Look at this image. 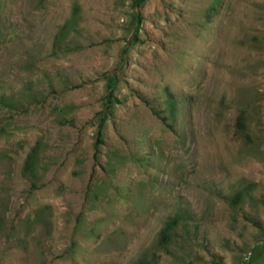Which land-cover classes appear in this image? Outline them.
<instances>
[{"label":"rangeland","instance_id":"rangeland-1","mask_svg":"<svg viewBox=\"0 0 264 264\" xmlns=\"http://www.w3.org/2000/svg\"><path fill=\"white\" fill-rule=\"evenodd\" d=\"M2 86L0 264H264V0H0Z\"/></svg>","mask_w":264,"mask_h":264},{"label":"trees","instance_id":"trees-1","mask_svg":"<svg viewBox=\"0 0 264 264\" xmlns=\"http://www.w3.org/2000/svg\"><path fill=\"white\" fill-rule=\"evenodd\" d=\"M28 85V83H27ZM0 107H6L10 110L15 109L17 107L16 98L13 93H6V90L4 86L0 87ZM30 89V87H28ZM99 134V132H98ZM175 217H172L169 219V221L165 224V226L161 229L160 232V239L161 241H165L168 236V229L171 226L170 222H175Z\"/></svg>","mask_w":264,"mask_h":264}]
</instances>
